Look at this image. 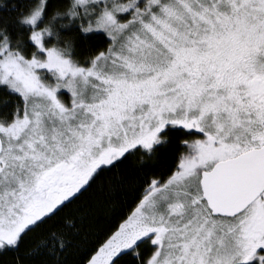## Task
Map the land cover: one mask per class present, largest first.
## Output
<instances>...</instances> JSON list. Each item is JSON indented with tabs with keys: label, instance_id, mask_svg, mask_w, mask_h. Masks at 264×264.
<instances>
[{
	"label": "snow or ice",
	"instance_id": "6c2138e0",
	"mask_svg": "<svg viewBox=\"0 0 264 264\" xmlns=\"http://www.w3.org/2000/svg\"><path fill=\"white\" fill-rule=\"evenodd\" d=\"M0 264H264V0H0Z\"/></svg>",
	"mask_w": 264,
	"mask_h": 264
}]
</instances>
